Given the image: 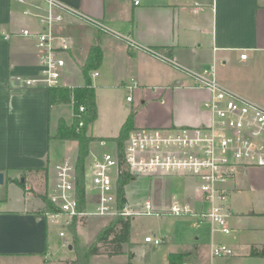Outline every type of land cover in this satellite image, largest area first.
I'll return each mask as SVG.
<instances>
[{"label": "crops", "instance_id": "crops-1", "mask_svg": "<svg viewBox=\"0 0 264 264\" xmlns=\"http://www.w3.org/2000/svg\"><path fill=\"white\" fill-rule=\"evenodd\" d=\"M60 1L97 23L88 24L87 20L68 15L56 32L69 40L71 48L64 54L66 67L60 87L84 86L81 66L91 48L98 45L103 51L99 75L93 74L97 118L87 132L95 139L91 148L100 144L101 149L105 148L103 153L111 151L107 150L110 143H114L112 150L117 145L114 140L121 135L134 111V100H127L128 93L136 87L141 92L145 87L147 93H158L162 104L184 105L185 108L170 113L165 121L144 120L137 114L134 129L141 126H199L209 120L204 103L210 94L195 88V81L186 72L164 62L156 54L170 57L196 71L215 65L220 82L243 97L240 92L244 93L245 85L250 84L253 75L264 67V0H139V5H135V0ZM24 11L25 5L17 0H0V173L4 174L0 189V264L49 255L54 224L43 211L42 192L48 174L55 166L74 157L79 150L77 141L58 137L61 120L68 126L74 124V108L70 117L62 111V106L73 104H53L51 88L45 85L30 87L24 83L42 72L41 53L35 38L20 35L24 29L36 33L40 26ZM81 25L87 26V33H92L90 27L95 26L106 34H101L96 38V44L93 42L86 48L84 42L78 43L71 36L72 28ZM6 35L11 38L5 39ZM243 53L248 55L246 60L241 59ZM75 58V66L76 63L82 65L77 68L78 73L69 74L67 64ZM120 94L126 97L125 104H120ZM240 170L249 169H238L229 184L237 192L229 201L232 233L225 235L228 238L223 239L220 232L213 233L212 224L204 222L201 225L206 226V232L199 230L191 247L164 253L160 264H168L172 253L196 254L195 264H222L217 260L219 258L212 256L214 243H225L234 251L232 258L221 257L222 260H237L236 264L264 261L263 258L250 257L253 247L264 245V210H257V203L245 204L237 200L238 187L244 178L238 173ZM142 182H147L149 187H143ZM139 186L147 193L144 200L135 199L143 191ZM196 188L192 180L138 176L125 186V192L131 207L138 208L139 201L144 204L150 201L154 210L166 213L177 202L195 201L199 195ZM163 239L167 241L165 237ZM131 242L135 244L132 249L134 258L142 243L133 242L132 238ZM144 264L156 262L149 260Z\"/></svg>", "mask_w": 264, "mask_h": 264}, {"label": "built area", "instance_id": "built-area-1", "mask_svg": "<svg viewBox=\"0 0 264 264\" xmlns=\"http://www.w3.org/2000/svg\"><path fill=\"white\" fill-rule=\"evenodd\" d=\"M25 5L24 14L37 20L40 30L21 31V36L33 37L40 51V76L25 80L26 86L45 85L56 88L62 85L66 67L64 54L69 50V40L57 34L70 15L90 21L77 9L60 0H17ZM140 1L135 0V5ZM6 35L5 39H10ZM164 62L188 74L195 81V88L207 91L210 98L204 103L209 120L199 126H169L163 128L141 127L130 133L122 151L118 145L107 151L91 165V174L85 184V207L80 205L76 188V164L70 159L56 165V185L49 196L59 209L47 213L52 224L69 229L75 219L85 217H130L136 215H159L154 213L152 203L146 201L141 211L133 213L128 202L121 207L119 181L124 174L139 176H172L196 183L199 195L193 202L175 203L170 213L176 216H194L201 223L213 226V233H232L229 184L235 179L238 169L264 168V107L225 87L219 80L216 66L196 71L176 60L156 54ZM248 55L241 54L246 60ZM98 76V73H95ZM132 101L131 96L127 98ZM86 107H79V127L85 126ZM1 189V186H0ZM94 205L91 208L90 205ZM64 229L60 237L66 238ZM147 243L159 248L163 238L146 237ZM213 257L234 256V251L221 243L211 247Z\"/></svg>", "mask_w": 264, "mask_h": 264}, {"label": "rangeland", "instance_id": "rangeland-1", "mask_svg": "<svg viewBox=\"0 0 264 264\" xmlns=\"http://www.w3.org/2000/svg\"><path fill=\"white\" fill-rule=\"evenodd\" d=\"M86 25L76 26L72 28L73 39L78 43H85V47L91 43L96 42V38L101 34H106L105 31H102L95 26H91L92 33L88 32L86 29ZM66 32V31H65ZM91 33V35H90ZM70 44V43H69ZM96 44V43H95ZM131 46V45H130ZM129 48H132L129 47ZM71 49V48H70ZM74 59V58H73ZM77 58L74 61H69L67 64V72L70 74L73 71L78 73V69L82 64L76 63ZM79 61V60H78ZM82 67V66H81ZM100 69L93 71L91 74L92 83L95 79L93 74L97 73ZM253 80L250 84L245 85V91L240 92L244 97L254 100L260 105L264 106V67L259 69L255 75H253ZM75 87V86H74ZM142 90L147 91V88L142 87ZM141 92L139 88H134L132 92L128 93L131 96L132 100H134V117L137 114H140V118L148 119L151 118L155 121H165L169 114L177 111L179 109L185 108L182 106H175L174 104L165 103L162 104V98L158 93L153 92ZM246 92V93H245ZM126 103V97L123 95H118V100L120 104ZM142 99L144 100L143 103ZM85 106V105H83ZM73 105H64L62 106V111L66 116L71 115L73 110ZM150 119V120H151ZM144 127V126H141ZM114 143H110L107 150L113 151ZM92 145L89 146V155L85 160V167L88 169V173L86 172L85 184L87 182V178L90 177L91 165L97 159L100 158L105 148L100 147V144H95L91 148ZM74 156V155H73ZM78 154L74 157H70V161L72 163H77ZM58 165V164H57ZM56 167V166H55ZM245 170H240L238 173H242L244 178H242V183L238 187L237 200L241 203H257V210H264V168H254L249 169L245 172ZM76 176L78 179V174L76 171ZM146 180V178H144ZM143 180V181H145ZM148 181V180H147ZM233 184V183H232ZM56 185V170H52L48 174L47 184L43 190L42 198L46 196L49 199V196L53 193ZM141 185L145 188L149 187L147 182H142ZM231 185V184H230ZM2 186V185H0ZM139 186L141 190L143 187ZM176 187H178L176 185ZM76 188L78 189V184L76 183ZM237 191L231 189L229 201L231 199V195ZM131 190L129 188V194ZM147 193L143 190L138 193V196L135 197L136 200H144ZM141 204L138 208H134L132 205L133 213L137 211H141V207H143L144 201H139ZM143 202V203H142ZM94 205H90L91 208ZM196 202L193 201L192 207L195 208ZM235 207V204H233ZM45 207V203L44 206ZM143 209V208H142ZM154 209V208H153ZM234 210H237L236 207ZM154 213H159L160 215H136L133 214L129 217L131 220V238L133 242L142 243L139 245L137 250L135 251L134 258H132V249L135 244L131 242L132 246H126L125 252L123 255L110 256L105 248L102 249L103 254L98 256H89L87 254V249L93 245L100 233L106 228L109 227L113 222H115L117 217H85L82 219H76L73 224L67 229L66 227L56 226L54 225L53 230H51L50 241H49V255L44 257H30V258H20L21 260L17 262H7L3 264H144L150 260L151 263L156 262V264H160L162 257H164V253H167L170 250H179V249H188L191 247L194 242V238L198 236V231L204 229L206 232V226L201 225L198 218L190 215L186 216H176L171 214L169 211L164 213L157 210L153 211ZM75 225V226H74ZM208 227V226H207ZM79 228V236L77 234V229ZM64 229L66 232V239L63 240L60 238V231ZM209 232V231H207ZM157 234L158 237L167 239L164 245L157 248L155 250V246L153 244H146L145 238L148 236H154ZM223 239L228 238V236L220 234ZM220 238L219 235H216ZM215 242H219L215 240ZM167 243V245H166ZM226 245L225 243H222ZM72 245V249L70 246ZM227 246V245H226ZM228 247V246H227ZM79 251V252H78ZM173 252V251H172ZM233 257V256H229ZM219 262L222 264H236L237 260H222L221 257H216ZM216 260V261H217ZM129 262V263H128ZM226 262V263H225ZM199 264V263H198ZM239 264H264L262 260H252L246 262H240Z\"/></svg>", "mask_w": 264, "mask_h": 264}, {"label": "trees", "instance_id": "trees-1", "mask_svg": "<svg viewBox=\"0 0 264 264\" xmlns=\"http://www.w3.org/2000/svg\"><path fill=\"white\" fill-rule=\"evenodd\" d=\"M130 47V46H129ZM103 63V51L100 46L96 45L91 48L88 58L82 66L83 76L85 78V85L81 87H56L51 88L50 100L51 103L73 104L74 105V124L68 126L64 120H61L59 126L58 137L61 140H72L79 143L78 158L76 163V171L78 174V198L80 205L84 208L86 201L85 194V179L86 167L85 160L89 155V146L95 139L90 137L87 132L89 125L93 124L97 118V103L96 94L93 87L91 74L93 71L100 69ZM85 105L86 113L84 114L85 126L80 128L78 117L79 107ZM134 111L125 125L122 128L121 135L114 141L117 143L119 152L122 151L124 142L129 136V133L134 129ZM133 177L126 173L119 181V195L121 207L127 203L125 186L130 183ZM25 187L24 184H21ZM45 203V213H56L59 211L50 200L45 196L43 199ZM76 221V219L74 220ZM75 226V225H74ZM131 220L129 217H117L109 227H106L98 236L97 241L87 249L89 256H98L103 254L102 249L105 248L110 256L126 254V246L131 244ZM79 252V251H78ZM132 256V255H131ZM250 257L264 259V245L261 247H253ZM196 254L192 253H172L168 257V264H195ZM74 264H77L75 262Z\"/></svg>", "mask_w": 264, "mask_h": 264}, {"label": "water", "instance_id": "water-1", "mask_svg": "<svg viewBox=\"0 0 264 264\" xmlns=\"http://www.w3.org/2000/svg\"><path fill=\"white\" fill-rule=\"evenodd\" d=\"M135 175L139 176L140 173H135ZM4 183V174L3 173H0V185H2Z\"/></svg>", "mask_w": 264, "mask_h": 264}]
</instances>
